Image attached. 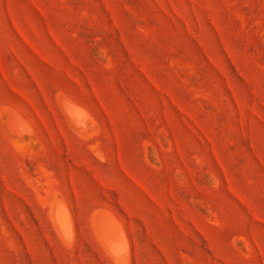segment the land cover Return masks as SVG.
<instances>
[{
  "label": "rangeland",
  "instance_id": "374dc122",
  "mask_svg": "<svg viewBox=\"0 0 264 264\" xmlns=\"http://www.w3.org/2000/svg\"><path fill=\"white\" fill-rule=\"evenodd\" d=\"M0 264H264V0H0Z\"/></svg>",
  "mask_w": 264,
  "mask_h": 264
}]
</instances>
